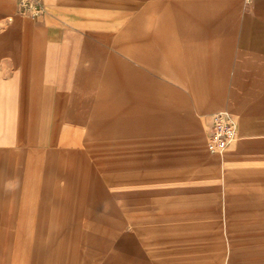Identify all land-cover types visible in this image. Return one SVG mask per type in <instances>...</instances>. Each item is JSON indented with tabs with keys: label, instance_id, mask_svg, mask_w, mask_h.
Returning <instances> with one entry per match:
<instances>
[{
	"label": "crops",
	"instance_id": "0c3cea01",
	"mask_svg": "<svg viewBox=\"0 0 264 264\" xmlns=\"http://www.w3.org/2000/svg\"><path fill=\"white\" fill-rule=\"evenodd\" d=\"M25 1L0 0V264H42L28 236L72 203L84 264H201L208 162L228 195L264 188V0H41L36 17ZM220 112L237 141L215 157ZM156 202L194 206L122 225L116 204Z\"/></svg>",
	"mask_w": 264,
	"mask_h": 264
},
{
	"label": "rangeland",
	"instance_id": "374dc122",
	"mask_svg": "<svg viewBox=\"0 0 264 264\" xmlns=\"http://www.w3.org/2000/svg\"><path fill=\"white\" fill-rule=\"evenodd\" d=\"M28 2L42 5L41 0ZM36 5L32 6L27 3L24 13L33 17L38 16L35 14ZM208 163L211 165L216 163L218 167L217 201L215 199L212 202L203 201L201 204L196 203L195 206H201L202 209L217 208L218 212H214L210 218L203 216L201 219L202 231L198 236L201 239V259L194 262L201 264H264V188L251 187L246 195H228L225 187V172L223 167L221 168L220 160L217 158V160H211ZM125 189L127 188L123 187L122 190ZM227 199L233 201H227ZM84 205L87 204H58L57 220L51 221L53 226H56L57 233L28 236L32 251H27L26 257L31 255L32 259L40 260L42 264H84L85 261L91 260L92 254L79 243L80 224L90 220L84 221L77 218ZM95 205L97 204L90 203L87 209L93 208ZM117 205L118 208H121L122 225L127 226L130 225V220L125 216L135 211L147 213L194 206L193 203L187 202L181 204L173 202L122 203ZM113 206L115 204L106 203L108 209ZM115 213L112 212V214ZM45 220L43 219V226L46 225ZM161 222L162 219L148 218L139 219L137 224L158 227L161 226ZM210 225L211 228L208 227ZM43 230L45 229L43 228Z\"/></svg>",
	"mask_w": 264,
	"mask_h": 264
},
{
	"label": "built area",
	"instance_id": "2783aa9c",
	"mask_svg": "<svg viewBox=\"0 0 264 264\" xmlns=\"http://www.w3.org/2000/svg\"><path fill=\"white\" fill-rule=\"evenodd\" d=\"M25 1L26 4L36 5L33 2ZM43 7L41 4L36 5V15L42 13ZM237 141V127L234 117L229 112H220L214 115L211 119L209 128L207 148L212 154H224L228 148Z\"/></svg>",
	"mask_w": 264,
	"mask_h": 264
}]
</instances>
